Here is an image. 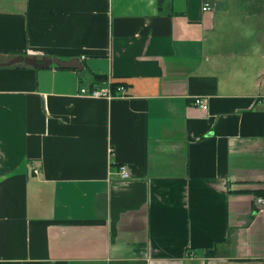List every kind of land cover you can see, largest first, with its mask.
Listing matches in <instances>:
<instances>
[{
	"label": "crops",
	"instance_id": "0c3cea01",
	"mask_svg": "<svg viewBox=\"0 0 264 264\" xmlns=\"http://www.w3.org/2000/svg\"><path fill=\"white\" fill-rule=\"evenodd\" d=\"M257 196L264 0H0V264H264Z\"/></svg>",
	"mask_w": 264,
	"mask_h": 264
},
{
	"label": "built area",
	"instance_id": "2783aa9c",
	"mask_svg": "<svg viewBox=\"0 0 264 264\" xmlns=\"http://www.w3.org/2000/svg\"><path fill=\"white\" fill-rule=\"evenodd\" d=\"M200 2L202 11L211 12L217 8L222 0H200ZM79 93L94 98H112L114 96H123L125 94V87L122 84L118 85L115 92H113L111 86L106 81L98 82L94 80V83L90 85H80ZM193 103L202 109H207V103L202 97H195ZM33 171L37 173L38 168H35ZM119 172L122 178L126 179L129 177V172L125 165L119 166ZM255 205L264 206V197H257Z\"/></svg>",
	"mask_w": 264,
	"mask_h": 264
},
{
	"label": "water",
	"instance_id": "95a60500",
	"mask_svg": "<svg viewBox=\"0 0 264 264\" xmlns=\"http://www.w3.org/2000/svg\"><path fill=\"white\" fill-rule=\"evenodd\" d=\"M17 63H24L35 68H46L51 64H55L60 68H78L81 69L82 65L78 62L76 58H71L70 60H61L57 57L47 58H36L34 56H24L18 55L12 58L6 65H13Z\"/></svg>",
	"mask_w": 264,
	"mask_h": 264
},
{
	"label": "trees",
	"instance_id": "16d2710c",
	"mask_svg": "<svg viewBox=\"0 0 264 264\" xmlns=\"http://www.w3.org/2000/svg\"><path fill=\"white\" fill-rule=\"evenodd\" d=\"M94 80L98 81V82H103V81L107 80V77H106V75L95 74ZM121 84H122V82L114 80L109 85L111 86L113 92H115L117 85H121ZM206 255H212V253H207Z\"/></svg>",
	"mask_w": 264,
	"mask_h": 264
},
{
	"label": "bare ground",
	"instance_id": "6f19581e",
	"mask_svg": "<svg viewBox=\"0 0 264 264\" xmlns=\"http://www.w3.org/2000/svg\"><path fill=\"white\" fill-rule=\"evenodd\" d=\"M118 86V85H117ZM197 97H199V96H197ZM204 99V98H203ZM257 197H261V196H257Z\"/></svg>",
	"mask_w": 264,
	"mask_h": 264
}]
</instances>
